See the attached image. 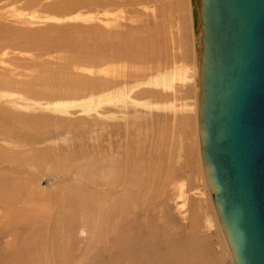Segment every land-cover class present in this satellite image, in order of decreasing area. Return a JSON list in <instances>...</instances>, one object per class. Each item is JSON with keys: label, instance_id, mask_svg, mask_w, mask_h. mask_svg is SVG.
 <instances>
[{"label": "rangeland", "instance_id": "rangeland-1", "mask_svg": "<svg viewBox=\"0 0 264 264\" xmlns=\"http://www.w3.org/2000/svg\"><path fill=\"white\" fill-rule=\"evenodd\" d=\"M196 1L0 0V264H234Z\"/></svg>", "mask_w": 264, "mask_h": 264}, {"label": "water", "instance_id": "water-1", "mask_svg": "<svg viewBox=\"0 0 264 264\" xmlns=\"http://www.w3.org/2000/svg\"><path fill=\"white\" fill-rule=\"evenodd\" d=\"M199 139L234 264H264V0H197Z\"/></svg>", "mask_w": 264, "mask_h": 264}, {"label": "bare ground", "instance_id": "bare-ground-1", "mask_svg": "<svg viewBox=\"0 0 264 264\" xmlns=\"http://www.w3.org/2000/svg\"><path fill=\"white\" fill-rule=\"evenodd\" d=\"M201 34H202V31H201ZM200 39H201V37H200ZM201 48H202V44H201ZM197 68H198V67H197ZM198 73H199V71H198ZM198 75H199V77H200V73H199ZM183 77H186V76H183ZM180 78H181V76H180ZM5 80H6V79H5ZM5 80H4V81H5ZM0 81H2V80H0ZM8 82H9V81H8ZM0 84L2 85V83H0ZM3 84H4V83H3ZM9 84H11V83H9ZM4 86H5V84H4ZM4 86H3V87H4ZM1 87H2V86H1ZM1 87H0V89H1ZM5 87H6V86H5ZM72 91H73V90H72ZM64 94H65V93H64ZM126 94H127V93H126ZM109 96H111V95H109ZM101 98H102V97H101ZM99 100H100V99H99ZM99 100H98V101H99ZM102 100H103V99H102ZM95 102H96V101H95ZM60 105H61V104H60ZM55 108H58V107L55 106ZM59 108H60V107H59ZM1 111H2V110H1ZM3 111H4V110H3ZM197 112H198V114H199V106H198V110H197ZM1 117H2V116H1ZM13 118H14V117H13ZM2 119L5 120V116L2 117ZM14 119H15V118H14ZM14 119H13V120H14ZM17 119H18V118H17ZM0 120H1V119H0ZM3 120H1V121H3ZM198 132H199V130H198ZM199 144H200V139H199ZM200 154H201V152H200ZM206 183H207V182H206ZM183 205H184V204H182V206H183ZM218 221H219V220H218ZM222 232H223V231H222ZM223 235H224V234H223ZM224 238H225V236H224ZM225 240H226V239H225ZM226 242H227V241H226ZM227 245H228V244H227ZM228 248H229V247H228ZM229 252H230V250H229ZM166 254H167V253H166ZM230 254H231V253H230ZM116 261H117V260H116ZM116 261H115V263H116ZM115 263H114V264H115Z\"/></svg>", "mask_w": 264, "mask_h": 264}]
</instances>
